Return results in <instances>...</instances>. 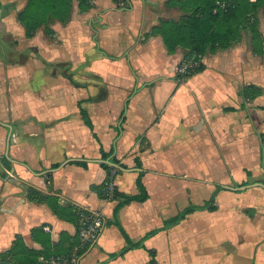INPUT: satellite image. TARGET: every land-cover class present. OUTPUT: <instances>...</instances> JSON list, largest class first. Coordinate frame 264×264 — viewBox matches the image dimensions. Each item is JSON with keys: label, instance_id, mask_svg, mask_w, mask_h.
<instances>
[{"label": "crops", "instance_id": "0c3cea01", "mask_svg": "<svg viewBox=\"0 0 264 264\" xmlns=\"http://www.w3.org/2000/svg\"><path fill=\"white\" fill-rule=\"evenodd\" d=\"M29 1L0 0V256L17 236L34 251H67L77 212L93 209L106 226L81 264H150L145 249L128 247L141 241L158 264H264L262 10L254 29L181 76L186 50L169 52L154 30L181 14L168 0H91L86 10L74 0L67 21L27 36L19 14ZM100 147L127 166L109 177L119 192L137 194L143 171L148 198L122 207L118 224ZM212 195L216 209L144 239Z\"/></svg>", "mask_w": 264, "mask_h": 264}, {"label": "trees", "instance_id": "16d2710c", "mask_svg": "<svg viewBox=\"0 0 264 264\" xmlns=\"http://www.w3.org/2000/svg\"><path fill=\"white\" fill-rule=\"evenodd\" d=\"M73 1L74 0H30L25 9L19 14V20L26 27V35L31 36L41 23L45 25L46 32L51 33L48 23L53 19H57L60 22L67 21L70 17ZM115 1L118 3L120 0ZM168 2V5L177 7L181 11V14L176 20L161 19L159 25L154 27V30L162 36L163 42L169 52H173L180 46L186 50V57L195 62H199L200 57L208 51L214 52L218 47L226 48L230 46L240 35L241 29L246 27L254 29L257 23L256 13L260 9L264 16V0H168ZM217 2H219V4H217ZM77 3L81 10H86L92 5L91 0H77ZM33 13L39 15L38 23L31 22L30 18ZM196 69H199L198 65L181 76L188 75ZM132 93L133 91L125 100L119 122L124 120L125 109ZM79 111L84 123L91 129L93 136L97 139L90 116L86 110L81 107ZM100 156L101 166L104 167L108 173V179L102 186L103 196L107 197L105 194V185L106 182L110 180L111 169L115 168L116 173H118L127 169V166L114 156L113 149L106 152L100 147ZM54 166H58V164ZM135 166L137 168L141 167L140 160L137 158L135 160ZM262 166L264 167L263 157ZM142 175L143 171L139 170L135 180L138 189L137 194L126 195L119 192L114 187L112 199L116 200V205L113 208V217L116 224H118L117 219L122 207L131 201L144 202L148 198V193L142 183ZM213 199L214 195H212L210 200L203 206L185 209L177 216L165 220L162 222L161 226L147 232L144 239L174 224L194 209H216L215 206L210 204ZM77 217L79 226V211L77 212ZM77 242L78 238L70 243L69 248H67L65 252L56 251L50 253L47 251L48 249L34 251L25 247L20 237L17 236L10 250L0 256V263L43 264L42 261L39 260V257L48 258V256L69 254ZM128 247H140L145 249L150 256V264H158L155 259V251L146 248L142 241L135 244L130 243ZM126 249L127 248H124L120 255H122Z\"/></svg>", "mask_w": 264, "mask_h": 264}, {"label": "built area", "instance_id": "2783aa9c", "mask_svg": "<svg viewBox=\"0 0 264 264\" xmlns=\"http://www.w3.org/2000/svg\"><path fill=\"white\" fill-rule=\"evenodd\" d=\"M254 1V0H251ZM219 4V2H217ZM119 7L125 6V0L118 2ZM197 65L192 60H184L178 67V73L186 74ZM116 174L115 168L111 169V177ZM114 184L112 179L106 182L105 194L108 198H113ZM106 226L105 216L98 210L82 209L79 211V226L77 231L78 242L69 254L56 255L42 260L43 264H81L84 253L90 246L95 244ZM47 229V228H45Z\"/></svg>", "mask_w": 264, "mask_h": 264}]
</instances>
